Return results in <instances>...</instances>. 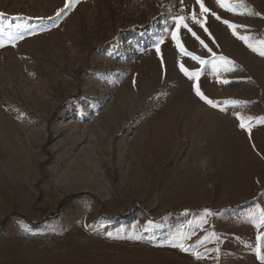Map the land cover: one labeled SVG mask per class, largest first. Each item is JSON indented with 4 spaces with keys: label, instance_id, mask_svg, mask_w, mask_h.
<instances>
[{
    "label": "rangeland",
    "instance_id": "374dc122",
    "mask_svg": "<svg viewBox=\"0 0 264 264\" xmlns=\"http://www.w3.org/2000/svg\"><path fill=\"white\" fill-rule=\"evenodd\" d=\"M203 2L245 27L208 15L209 37L195 0H0V264H264V0ZM177 14L231 63L170 35L158 56Z\"/></svg>",
    "mask_w": 264,
    "mask_h": 264
},
{
    "label": "snow or ice",
    "instance_id": "6c2138e0",
    "mask_svg": "<svg viewBox=\"0 0 264 264\" xmlns=\"http://www.w3.org/2000/svg\"><path fill=\"white\" fill-rule=\"evenodd\" d=\"M196 4L199 5V12L197 13L196 11H193L191 13V22L194 25H198L201 29L204 30L205 33H208L209 37H211V33H209L208 28L205 27L206 21H207V17L208 15L213 16L216 20L220 21L221 23L225 24L230 30L233 31V35H237L236 33V29L237 28H243L245 26L242 25H235L230 23L228 20H222L221 17L219 15H217L215 12H211L209 8H207L205 6V3L203 2V0H195ZM72 3V0H66L65 3V8L70 7ZM181 3H183V0H181ZM215 3L217 5V7L219 9H221L224 12H228L232 15H243L244 13H240V12H236L234 7L231 6L227 0H215ZM181 12H183V9H181ZM61 13L58 12L57 16H59ZM249 14H253L256 16H259V13H249ZM3 14H0V16H2ZM189 17L185 14H177L173 17V23H174V28L170 25L164 32L163 35L159 36L156 41L154 42V46L156 48L157 51V55H160V45L164 43L165 41V37L170 35L171 40L174 42L175 47L177 48V50L179 51L180 55L183 56H188L190 57L194 62L200 64V65H205V64H212L213 61L215 59H219L220 61H224L225 63H231V61H227L225 57L221 56V57H215V54H213V58L211 60H203L201 59L199 56L194 55L193 53L187 51L184 47V45L181 42V38H180V34H181V30H186L187 32L191 33L192 36L194 38H196L197 40L200 41V44L204 47H207V45L204 43L203 40L200 39V37L197 35V33L195 31H193V28L189 25L188 23ZM242 40H244L246 42V46H248L252 51H258L257 48H253L251 44L247 43L248 41V37H238ZM213 42H214V38H213ZM262 45H264V42H261ZM3 46V45H0ZM211 52V49H208ZM258 54L261 56H264V47H262L259 51ZM161 63L163 64V59L161 57ZM180 70L182 73H184V75L192 80V79H196L198 80L199 77L201 76V71H189L187 68L184 67L183 64L179 65ZM221 83H229L228 80H222L220 81ZM195 94L201 99L203 100L206 104H208L211 107H218V104L213 102L211 99H208L207 97H205V95L201 92L200 88L197 85H193ZM221 111H223L224 109L221 108ZM238 119H240V117L238 116ZM241 128H245V124L243 122H241L240 124ZM250 131V129H248ZM210 214L207 210L205 211V215ZM258 218V219H257ZM250 222L253 223L254 227H262L264 226V211L259 212L256 216L250 217ZM264 237L262 236H258L257 239H262ZM176 247L180 248L181 251H189V249L187 247L184 246L183 243L175 245Z\"/></svg>",
    "mask_w": 264,
    "mask_h": 264
},
{
    "label": "trees",
    "instance_id": "16d2710c",
    "mask_svg": "<svg viewBox=\"0 0 264 264\" xmlns=\"http://www.w3.org/2000/svg\"><path fill=\"white\" fill-rule=\"evenodd\" d=\"M73 197H77V195H73ZM66 199H63L57 206L56 211L53 214L48 215L47 217H45L44 221H52L55 220L57 218H59L60 214H61V209L63 207V204L65 202ZM202 209H199L198 211H201ZM186 210H179L177 212H172V211H167L165 213L162 214V216H173V217H177L180 216L183 212H185ZM215 212H219V210H216ZM43 221V222H44ZM24 224L28 225V226H35L38 225V223H31L29 221H23ZM3 224V223H2ZM1 228V225H0Z\"/></svg>",
    "mask_w": 264,
    "mask_h": 264
}]
</instances>
